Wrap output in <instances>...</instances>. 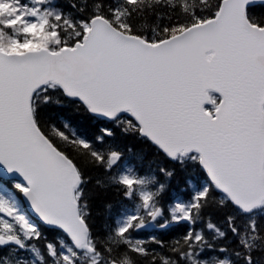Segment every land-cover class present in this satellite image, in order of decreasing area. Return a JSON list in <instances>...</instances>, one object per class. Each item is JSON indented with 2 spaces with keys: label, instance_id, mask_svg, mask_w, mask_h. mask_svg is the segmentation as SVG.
I'll return each mask as SVG.
<instances>
[{
  "label": "snow or ice",
  "instance_id": "1",
  "mask_svg": "<svg viewBox=\"0 0 264 264\" xmlns=\"http://www.w3.org/2000/svg\"><path fill=\"white\" fill-rule=\"evenodd\" d=\"M70 3L75 13L0 0V264H264V0ZM64 103L191 162L206 183L169 203L175 169L141 174L128 154H145L106 143L110 126L94 136L57 127L49 108ZM91 170L120 205L99 226ZM213 203L235 214L227 230L209 217V239L196 225ZM242 217L253 218L240 227ZM173 223L188 228L171 240L135 235ZM229 232L231 256L210 257L229 252Z\"/></svg>",
  "mask_w": 264,
  "mask_h": 264
},
{
  "label": "trees",
  "instance_id": "2",
  "mask_svg": "<svg viewBox=\"0 0 264 264\" xmlns=\"http://www.w3.org/2000/svg\"><path fill=\"white\" fill-rule=\"evenodd\" d=\"M56 2L65 9V11H70L75 13V9L71 7L70 0H56ZM262 9L258 6L257 11ZM162 11H167L166 9ZM78 15V13H77ZM160 24L167 23L165 18H162L159 21ZM157 22L153 20L152 27H156ZM214 95H218L213 93ZM54 98L56 94H53ZM61 99H63L61 97ZM211 107V105H209ZM49 111L51 113V122L57 127H63L65 122L68 123L69 130H76L77 134H87L90 136L99 135L100 129L110 126L117 133L114 139L106 138V143H115L118 144L121 148L125 146L132 147L134 152H143L146 158L143 161H137L133 158L132 154L129 153V164L135 165V167L140 171L141 174L147 175L155 172L157 175L159 167L163 166L169 169H175V176L169 181L168 194L166 200L169 203L177 201H186L188 199V194L192 192L193 185L199 186L206 183L207 176L198 166L193 165L191 162H188L184 165L174 163L170 160H167L160 154L156 153L151 147L140 142L139 138H133L131 136H125L122 132L123 125L110 124L107 121H100L96 119H90L86 113H84L80 107L76 104L64 103L62 105L53 104L50 106ZM90 174L92 175V183L89 185V190L92 193H98L99 196L95 199L94 208H93V221L99 226L104 222L108 217H112L113 213H116L120 205L117 203L118 198L113 196L111 193L105 195L103 190L95 185V180L97 178H103V173L98 170H91ZM163 179V177H161ZM111 204V208L108 205ZM229 214H235V212L230 208H220L216 203H213L208 207L204 212V218L198 221L196 227L198 229H203L206 236L211 239L214 237V232L206 228L208 218H211V221L216 223L222 230H227V223L225 222V217ZM264 217V211H257L255 213V218ZM253 217H242L238 219L237 224L240 227H243L249 219ZM264 222V221H262ZM188 228L187 223L181 224H171L166 229H160L156 226H150L144 230L135 233L139 238L148 239L150 236L155 235L159 239L171 240L172 238L182 235ZM45 234L49 236V239H52V235L45 231ZM229 237L231 243H229V252L228 253H219L216 251H211L208 253L210 257L217 255H229L231 256V249L235 246L236 238L231 235L229 232ZM228 243V241H220V244ZM38 246L42 247L43 242H40ZM153 247H156L153 245ZM161 252H164L163 249H158ZM23 255V254H22ZM28 255V253H24ZM235 259V257H232Z\"/></svg>",
  "mask_w": 264,
  "mask_h": 264
},
{
  "label": "water",
  "instance_id": "3",
  "mask_svg": "<svg viewBox=\"0 0 264 264\" xmlns=\"http://www.w3.org/2000/svg\"><path fill=\"white\" fill-rule=\"evenodd\" d=\"M0 169H2V166H0ZM13 176H16L21 179V177L18 174H13Z\"/></svg>",
  "mask_w": 264,
  "mask_h": 264
}]
</instances>
